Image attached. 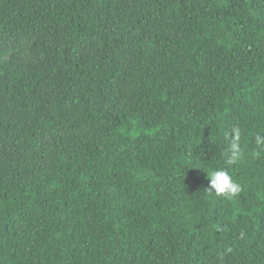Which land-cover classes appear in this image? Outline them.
Returning a JSON list of instances; mask_svg holds the SVG:
<instances>
[{"label": "trees", "instance_id": "16d2710c", "mask_svg": "<svg viewBox=\"0 0 264 264\" xmlns=\"http://www.w3.org/2000/svg\"><path fill=\"white\" fill-rule=\"evenodd\" d=\"M0 264H264V0H0Z\"/></svg>", "mask_w": 264, "mask_h": 264}, {"label": "clouds", "instance_id": "9594fccd", "mask_svg": "<svg viewBox=\"0 0 264 264\" xmlns=\"http://www.w3.org/2000/svg\"><path fill=\"white\" fill-rule=\"evenodd\" d=\"M262 139L257 137V143H261ZM240 155L239 147L233 143L231 146V154L227 158L228 164H235ZM209 179V192L214 191L217 197H223L231 200L242 190L241 185L233 180L226 169L218 168L214 171L207 172Z\"/></svg>", "mask_w": 264, "mask_h": 264}]
</instances>
